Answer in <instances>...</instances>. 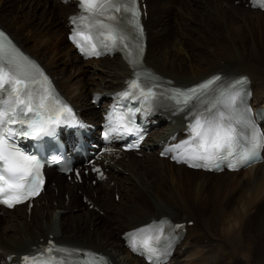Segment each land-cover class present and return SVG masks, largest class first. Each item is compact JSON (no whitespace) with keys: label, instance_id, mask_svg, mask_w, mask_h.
<instances>
[{"label":"bare ground","instance_id":"1","mask_svg":"<svg viewBox=\"0 0 264 264\" xmlns=\"http://www.w3.org/2000/svg\"><path fill=\"white\" fill-rule=\"evenodd\" d=\"M17 1L19 0H0V27L9 33L13 40L26 53H32L33 55L38 54V58L34 56L33 57L37 59L42 65H44L45 68L47 67L46 65L51 66V64L55 62L54 60L56 55L59 53L58 49L55 47L56 42H53V40L51 41V39H49L51 42L48 43V39L46 38V35H48L50 32H54V30H52L54 25L51 22V17L55 14L56 10L54 3H52L51 0H27L31 2L37 8V10L39 9V5H41V3L49 6L48 10L39 14L41 18L43 17V21L39 22V19L37 22H35L34 18L36 17V13H34L31 17L28 15L21 17L20 13L24 11L23 8L26 4V1L24 3L19 1L20 4L18 5L16 3ZM52 1L56 2V4L58 3L60 5L70 7V11L67 13V15H64V28L67 29L68 16L74 13V6L71 4L64 5L60 0ZM149 1L151 2V8H164L166 4L165 0H145L147 6V15L145 18L147 42L148 39L149 41L151 38L158 40L161 37L163 33V26L160 25V22L163 24L164 20L162 18L155 17L157 14L154 15V9L152 8V10L148 6ZM188 1L196 2L197 0ZM235 1H239L237 4L242 3L243 7L248 10H244V12L252 16L249 18L247 15H245L242 18L244 22L250 24V26L251 24H254L256 27H259L264 22L262 21L264 12L251 9L248 6L249 0ZM216 8H222L223 10V7L220 4L217 5ZM237 10L238 9H235V11ZM221 13H224V10L222 12L218 11L217 17H220ZM253 15L255 21H252ZM148 25L152 27V37L150 36V28L148 30ZM154 29H158L159 31L156 33ZM235 31L236 33L239 32L237 30ZM228 32L231 33V31ZM237 38L239 41L244 40L242 34H237L236 39ZM42 42L43 45H45L44 49L40 47L43 46L41 45ZM239 45L240 53L242 55H237L234 57L240 58L244 56V53H247V48L245 47V42H242ZM159 52L160 51L156 50L150 52L147 43L144 62L156 73L171 79L174 85L186 86L195 83L213 73H222L225 77L246 74L251 80V104L253 105V108L264 107V68L246 64L245 60L240 58L237 60L239 61L238 63L241 62L244 64L245 62L242 68L239 66L236 68L237 66L234 67L235 65L233 66L232 63H227L225 65L228 66L221 67V69L218 67L219 69L212 68L210 70H204L205 68H203L202 70H197L198 68L196 69L195 67V70H193V66H196L197 63L193 66H186L185 63L176 62L173 59L168 58L169 56L165 55V53L160 54ZM74 57H77V55L73 56V58ZM108 59L109 58L86 61V63L101 62V64H99L101 67L104 64H107V68H102L100 74V81L106 83V85L104 84L105 87L102 86L103 88H100V84H97L96 90L90 92L91 94L90 98L88 96V101L92 98L91 96L94 91L108 92L117 90L123 86L124 80L131 76L130 69L119 56H114L110 61ZM104 60L107 62L102 64V61ZM228 61L234 62L233 59H229ZM71 62H74V60L71 59ZM50 66L46 68L47 71L55 75L58 70L57 65ZM83 71L84 70L81 69L80 73ZM222 71L227 72V74ZM60 75L56 78L57 81L55 82L61 93L66 98L70 99L74 104H76V102H80L81 99L83 100L88 89L86 80L79 81L83 79L82 77H79L80 79H76L75 82H72L69 80V78H64L62 75ZM105 96L106 95H103L104 98ZM77 108H80L84 114V117L90 121H97L98 111L93 107V105H81L77 106ZM165 113H162V115L159 116V119L155 118L158 119L161 124L166 123V127L164 130L158 132V138H155V136H150L148 138V145L151 148H157L159 141L162 139L166 138L173 140L182 135V116H171L172 114L170 112ZM157 152L158 151H155L154 154L158 163L152 162V155H154L153 153H144L143 156L147 158L145 161H141L136 158L132 160V157L126 161L125 158L130 155L131 152L127 153L122 158H105L102 161V166L105 169L107 179L109 180L107 182H96V186L98 185V187H96L97 189H93L94 187H92V185L89 183L88 185H84L86 187H84L82 190L83 193L85 190L90 194L91 191L95 192L96 190L100 191L101 193V196L98 195L96 201H94L95 198L92 196L91 197L93 200L89 198L86 192L83 194V197L87 198L88 200V205L86 206L88 211L92 210L90 212L95 213L97 210L100 212L102 209H100L98 206L99 203L96 202H99V198L101 199V202L107 200L109 191L112 190H116V193H121L123 197L128 199L133 198L134 195L132 194H137L140 190L134 187L135 184H133L134 182L131 181V179L134 178L129 179V177L137 176L136 181L142 185V188L147 189L145 183H142L141 181V170H137L135 173H132L131 169H126L128 164L129 167L132 166L135 169L142 165L145 171H148L150 175H152L150 187L155 185L157 186V190H154V195L159 199L160 202L164 203V206L160 208L158 207L159 209L156 211V213L146 212L144 215L139 216L134 221L133 219L127 218L123 225L114 226L116 230L124 227L123 231H121L119 234L126 230L132 229L133 227L145 224L151 220H157L162 216H168L174 222L189 221L191 220L190 218H193V224L186 226V234L182 238L181 242L176 246L172 257L169 259L167 264H264V165L257 164L245 171L231 173L221 172L219 174H213L203 171L185 169L182 166H175L169 161L164 163V159L160 158L157 155ZM126 172H128L127 175H125ZM89 176H92L91 179L93 180L96 179L93 175ZM89 176H85V178ZM123 176L129 177L124 178ZM210 177L216 178L213 180L212 185H207V181L211 180ZM63 179V176L52 178V180L55 181V188H57L58 191L57 198H55L52 193H49L47 196L45 194V197H47L46 200L43 197L41 198V202L39 199L35 200L34 205L28 209L25 206H19L11 210V212L15 213L13 216H0V223L11 221L12 219H9V217H14L16 214H19L22 217L24 213L25 219H27L28 216H36V210L41 208L42 210L46 209L47 213L45 216L43 213L40 214V218L42 220L44 218L43 222L50 224L48 219L50 218V214H52L53 210H55V208L51 207V202L57 201V208H62V202L59 198V195L65 193L69 198V205H71L76 201L74 189L80 188L74 182V179H71V181L64 180V182ZM126 182L132 184V186L125 191L124 183ZM110 183L114 185L112 189L109 187ZM102 198L104 200H102ZM131 203L134 206H137L136 202ZM104 207L106 208V206ZM20 209H23V213L16 212ZM106 209L109 210L110 208L108 207ZM79 210H82V208ZM88 211H86V213L84 212V214L89 226L92 227L93 232L97 234V238L95 240L97 244L95 245H98L99 248L88 246L86 241L82 240L78 234L74 233V231L82 232L86 229V227L80 226V224L82 225L84 222V217L82 218L79 215L74 217L76 224L72 225L71 229H68V226L63 223L62 216H59V234H56L53 237H50L51 233L46 231V229H48L50 226H47L46 229L40 226V235L38 237H34L28 233L27 228L15 229V227H13L12 229L15 230L4 235L5 238L0 236V250L2 251V254L5 255L11 253H23L28 250L31 245L37 246L38 244H45L46 241H40V239L43 237V240L53 238L59 243L65 242L73 246L91 247L94 250L101 251L102 253L106 254L113 264H145L141 259L128 253L121 238L118 237V241L115 243L112 242L109 238V232L105 230V223ZM117 214L120 216L124 214L127 215V213L123 210H121V212L118 211ZM118 217L114 218L115 221H117ZM27 235L31 236L27 238ZM102 249L104 251H102ZM0 258L4 260L5 256L2 257V255H0Z\"/></svg>","mask_w":264,"mask_h":264},{"label":"snow or ice","instance_id":"2","mask_svg":"<svg viewBox=\"0 0 264 264\" xmlns=\"http://www.w3.org/2000/svg\"><path fill=\"white\" fill-rule=\"evenodd\" d=\"M78 4L88 16L72 17L73 23L78 20L83 24L91 18L94 23L90 27L94 28L97 34L93 38L92 35L74 29L71 39L76 47L88 56H100L104 52H126L125 59L133 69L134 78L126 82V90L118 93V96L125 100H136L140 107H134V110L129 108L120 119L130 120L137 112L145 109L150 111L153 101H159L166 94L159 93L155 85L149 86L147 79L144 83L141 82L142 77L154 78V74L150 76L140 70L144 51L142 45L136 44L135 56L127 51L129 33L134 31L138 36H142L136 0H78ZM259 6L264 7V0H259ZM0 36L3 34L0 33ZM81 40L85 43L82 44ZM36 76H40L41 80H36ZM220 80V76H214L194 87L173 89L171 95L167 96L175 105L183 106L178 107L179 111L189 107L193 100L197 101L189 112V116L194 117V122L188 125L189 138L166 149V152H173L186 146L182 153L173 155L174 160L179 156L180 161L191 162L192 167L215 166L217 159H223L226 153L231 154L241 136V130L252 129L251 122L237 106L238 101L242 103L247 78L229 81L223 90H219L218 98L211 103L210 108L199 110L201 98L207 95L210 89L213 93L220 89V85L212 88ZM37 83L42 91L33 88ZM220 105L223 110H220ZM71 115V109L53 97L47 78L37 66L11 48L10 43L6 46L0 42V204L11 208L39 195L44 183L40 175L41 163L35 155L26 153L19 146V141H39L44 137L54 136L57 126L67 123V118ZM109 123L111 124V119ZM121 131L132 133L138 129L121 124L119 127H109L105 135ZM252 131L253 134L248 137L251 147L241 156L239 163L247 161L255 154L257 148L264 147V134L258 136L254 129ZM136 146L138 144L129 145L130 148ZM230 166L235 168L237 165ZM150 239L141 241L140 247L144 249L143 254H150L149 259H152L156 250L150 246ZM131 247L134 251L137 250L134 236ZM39 252L38 256H24L23 264H93L87 257H95L94 253H84L85 259H74L73 256L80 252L79 249L60 248L51 241L47 249H40ZM53 253L61 254L59 259ZM100 259L103 260V257Z\"/></svg>","mask_w":264,"mask_h":264},{"label":"rangeland","instance_id":"3","mask_svg":"<svg viewBox=\"0 0 264 264\" xmlns=\"http://www.w3.org/2000/svg\"><path fill=\"white\" fill-rule=\"evenodd\" d=\"M19 1H21L22 3L26 1L25 2L26 4L23 8L24 11L20 13L21 17L27 15L31 17L34 13H36V17L34 18V21L37 22L39 19H40L39 22L43 21V17L41 18L39 14H41L43 11L45 12L46 10H48L49 8L48 5H44V3H41V5H39V9L37 10V8L31 2L27 0H19ZM19 1L16 2L17 5L20 4ZM51 2L54 3L56 7L55 14L53 15L54 17L53 16L51 17V22L54 25L52 27V30H54V32H50L48 35H46V38L48 39V43H50L52 40L53 42L55 41L56 42L55 47L59 51V53L55 57L54 60L55 62L51 64V66L57 65L58 67V70L54 75V77L56 79L61 74L64 78H69V80H71L72 82H75L76 79H80L79 77H82L83 79L79 81L86 80V83L88 84L87 86L88 89L86 91V96L83 98V100L81 99L80 102H77V105L81 106V105L90 104L88 101V96L90 98V94H91L90 92L96 90L97 84H100V88H103L106 85V83L100 81V74L102 68L104 69L107 68V64H104L107 61L106 60L102 61V64L104 65L101 67L99 65L101 64V62L86 63L80 59L78 60L77 57L73 58V56L75 55L71 47L67 44L65 40L66 29L64 28V24H65L64 15L66 16L67 13L70 11V7L63 6L58 3L56 4V2L52 0ZM165 3L168 5L165 4L164 8L152 7L154 9L153 10L151 8V2L150 1L148 2V6L150 7V9L153 10V14L154 15L157 14L155 15V17L164 19L163 24L160 22V25L163 26L162 27L163 33L161 32L162 33L161 37L158 40L151 38L149 41L148 39L147 43L150 52H153L154 50L160 51L159 52L160 54L165 53V55L169 56L168 58L173 59L176 62L185 63L186 66L189 65L193 66L194 64L197 63L196 66L195 65L193 66V70H195V67L196 69L198 68L197 70H202L203 68H205L204 70L206 69L210 70L212 68H218V67L221 69V67L228 66L225 65L227 63L228 64L232 63L233 66L235 65L234 67L237 66L236 68H238V66L242 68L245 62L246 64L254 65L259 68H264V22L259 27H256V25L254 24H251L250 26V24L244 22L242 18L245 15H247L249 18L252 16L244 12V10L245 11L248 10H246L243 7L242 3L237 4L239 3V1L197 0L196 2L195 1L189 2L188 0H165ZM219 4L223 7L224 13H221L220 17H217L218 11L219 12L223 11L222 8L221 9L216 8L217 5ZM235 9L238 10L235 11ZM254 15L252 21H255ZM262 19H263L262 21H264V17ZM149 28H150V36L152 37L153 30L152 27L148 25V30ZM154 30L156 31V33L159 31L158 29H154ZM235 30L239 32L236 33ZM228 31H231L232 34ZM237 34H242L244 40L239 41L238 38L236 39ZM232 37L234 40L232 39ZM49 39H51V41ZM239 42L241 43L245 42V47L247 48V53L246 54L244 53V56L240 57L243 60H245L244 64L241 62L238 63L239 61L237 60L240 59L239 57H234L237 55H242L240 53V45H239L241 43ZM41 45H43V42L41 43ZM40 47L44 49L45 45ZM30 54L36 58H38L39 56L38 54L36 55L35 54L33 55L32 53ZM71 59L74 60V62H71ZM229 59H233L234 62L228 61ZM108 60L110 61L112 60V58H109ZM46 66H47L46 68H48L50 65H46ZM187 68L190 69L189 67ZM81 69L84 70L82 73H80ZM222 72L227 74V72L225 71ZM165 127H166V123L160 126V129L155 128L154 131L157 130L160 132L161 130H164ZM128 156L129 157L125 158L126 161L129 160L130 157H132L131 158L132 160L135 158L141 161L147 160V158L144 156L139 157L132 153L131 155ZM152 158H153L152 159L153 163H158L155 154L152 155ZM165 162L166 160H164V163ZM126 169H131L132 173H135L137 170H141L140 172L141 181L142 183H145L147 189L142 188V185L139 184L138 181H136L137 176L136 177L123 176L124 178L129 177V179L134 178L131 179V181L134 182L133 183L135 184L134 187L140 191L137 194L136 193L132 194L134 196L131 199L123 197L121 193H116V190L109 191V196L107 200L101 202L100 201L101 199L99 198L98 200L99 202H96L99 203L98 206L103 211L100 210V212H98L96 210V212L94 213V212H90L92 210L88 211L86 207L88 205V200L87 198L83 197V194L86 192L89 198H91L92 200L93 198H95L94 201H96V198L98 197V195L101 196V193L98 190H96L95 192L91 191V194L86 190L83 193L82 190L84 187H86L84 185H88L90 182L84 183L82 185H79L80 187L79 189L77 188L74 189V193L76 195V201L73 204L69 205L70 203L69 198L65 193L59 195V198L61 199L62 202V208H57L56 206L57 201L51 202L50 205L51 207L55 208V210H53L52 214H50V218L48 219L50 221V224L43 222L44 218L43 220L40 218V214L43 213L44 216L46 215L47 213L46 209L42 210L41 208H38L36 210V216H32V217L28 216L27 219H25L24 217L23 209H20L17 210L16 212L23 213L22 217L19 214H16L14 217L11 218L9 217V219H12L11 221H5L0 223V236L5 238L4 235L11 233L17 228L19 229L27 228L28 233H30L34 237H38L40 235L39 232L40 226H42L44 229H46L47 226H50L48 227V229H46V231H49L51 235L54 236L56 234H59V225H58L59 216H62L63 223L68 226V229H71L72 225L76 224L74 217L80 215L82 218L84 217L83 218L84 222L82 223V225L80 224V226H84L86 227V229L82 232L74 231V233L78 234L82 240L86 241V244L88 246H93L97 248L98 245H95L97 244V242L95 241L97 238V234H95V232H93V228L89 226L88 221L84 214V212L86 213V211H88L94 214L97 218L101 219L105 223L106 226L105 230L109 232L110 240L115 243L116 241H118L119 233L123 231L124 227H121L116 230L114 226L123 225L126 222L127 218L133 219L134 221L136 218L144 215L146 212L156 213V211H158L160 207L164 206V203L160 202L159 199L156 198V196L154 195V190H157L156 188L157 186L155 185L153 187H150L151 186L150 182H152L151 181L152 175H150L148 171H145L142 165L138 166V168L135 169L132 166L129 167L128 164L126 166ZM127 174L128 172L125 173V175ZM215 178L216 177H210L211 180L207 181V185L210 184L212 185V182ZM64 180L66 179H63V182ZM54 186L55 185H51L46 189V196L49 193H52V195L55 198L58 197L57 188H55ZM113 186L114 185L110 183L109 187H111V189L113 188ZM131 186L132 184L130 183L127 182L124 183L125 191ZM92 187H94L93 189H97L96 187H98V185L97 186L92 185ZM43 198L46 200L47 197H43ZM102 200L104 199L102 198ZM39 201L41 202L42 199L40 198ZM131 202H136L137 206H134ZM104 206H106V208L109 207L110 209L108 210ZM80 208H82V210H79ZM121 210L125 211L127 215L126 214L122 216L118 215L117 212L118 211L121 212ZM14 214L15 213L13 212H6V213L0 212V216L2 215L13 216ZM115 217H118L117 221H115L114 219ZM190 219L191 221H193V218ZM13 227H15V229H12ZM30 236L27 235V238H29ZM40 241H44L43 237L40 239ZM102 251L104 250L102 249Z\"/></svg>","mask_w":264,"mask_h":264}]
</instances>
